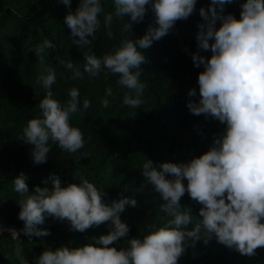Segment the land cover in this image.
<instances>
[{
	"label": "clouds",
	"instance_id": "1",
	"mask_svg": "<svg viewBox=\"0 0 264 264\" xmlns=\"http://www.w3.org/2000/svg\"><path fill=\"white\" fill-rule=\"evenodd\" d=\"M61 2L70 6V0ZM196 3L111 0L112 11L105 12L102 0H78L75 10L67 11L63 19L75 37L72 43L85 49L83 71L70 59H56L72 70L73 79L84 73L91 77L115 74L117 84L129 90L123 95V104L139 108L145 89L140 65L146 60L141 49L166 35L177 20L187 19L196 10ZM231 3L233 0H210L207 10L203 6L198 9L202 18L195 34L198 50L190 55L193 65L203 70L197 76L198 98L186 101L189 112L220 121L225 125L223 131L213 136L207 151L199 156L158 164L146 158L140 166L159 196L164 223L149 224L144 234L128 238L126 246L117 248L113 242L129 233L120 213L126 206L139 207L134 196L120 194L110 204L105 203L103 188L94 182L82 178L79 183L62 186L52 173L42 179L44 186L33 185L30 191L25 173L20 172L13 185L21 196L17 216L23 226L13 230V236L23 234L31 239L49 235V229L42 227L48 216L67 220L74 231L84 232L105 222L108 228L106 234L90 237L83 245L72 247L70 242L45 247L32 260L21 256L22 264H178L186 249L211 239L249 257L264 247V0H243L239 18L231 12L221 14ZM149 11L154 24L150 23L143 35L129 38L128 21H142ZM101 14L106 26L114 16H127L124 31L128 35L114 51L97 56L86 46L100 27ZM52 47V41L45 39L38 51L44 53ZM199 50L211 54L206 58ZM55 81L51 68L40 78L45 94L39 102V114L27 120L17 137L33 146L31 159L37 165L46 162L50 142L68 153H76L85 144L83 132L72 124L71 117L82 114L91 101L81 100L79 88L73 86L68 89V99L61 102L52 91ZM187 95L197 96V89L189 88ZM111 96L113 89L107 87L100 100L104 108ZM185 192L200 205L195 223L191 210L180 204Z\"/></svg>",
	"mask_w": 264,
	"mask_h": 264
},
{
	"label": "trees",
	"instance_id": "2",
	"mask_svg": "<svg viewBox=\"0 0 264 264\" xmlns=\"http://www.w3.org/2000/svg\"><path fill=\"white\" fill-rule=\"evenodd\" d=\"M209 2L197 0L196 10L187 19L177 20L166 35L141 49L146 57L140 65L145 89L143 103L134 109L123 104V95L129 90L117 84L115 74L91 77L84 73L73 79L72 70L58 63L57 57L70 59L83 71L85 49L72 43L75 37L63 19L67 11L75 10L78 0H70V6L61 0H0V226H23L17 216L21 196L13 185V178L20 172L25 173L30 191L33 185L44 186L42 179L52 173L60 178L62 186L79 183L82 178L94 182L103 188L105 203L110 204L120 194L134 196L139 207L126 206L120 213L121 220L129 225V233L113 242L112 246L117 248L126 246L124 241L128 238L144 234L149 224L164 223L166 217L159 208V196L140 171L143 161L148 158L158 164L199 156L225 127L210 116L192 114L186 107L187 100H196L199 95L197 76L203 69L193 65L190 53L198 50L195 34L202 20L198 9L203 6L207 10ZM242 2L233 0L221 14L231 12L239 18ZM102 4L105 12L112 11L111 0H102ZM100 20L99 29L90 37L92 43L86 46L97 56L114 51L128 35L124 31L127 16H114L110 26L103 23L102 14ZM128 22L132 39L143 35L150 23L154 24L150 11L144 20ZM45 39L51 40L54 47L40 53L38 46ZM199 52L206 58L211 54ZM50 68L56 74L52 85L55 98L66 101L64 91L76 86L82 100L88 98L91 106L71 117L72 124L84 134V147L68 153L50 142L46 162L37 165L31 159L33 146L17 137L27 120L39 114V102L45 94L39 81ZM107 87H112L113 96L108 97L110 104L104 108L100 100ZM189 88L197 89V96L189 97ZM48 186L51 187L50 180ZM180 204L191 210L195 223L200 205L187 192ZM106 223L79 232L70 230L67 220L48 216L42 227L49 229V235L29 239L19 234L20 259L14 252V238L9 231H2L0 264H22L21 256L32 260L45 247L56 248L70 242L72 247L83 245L90 242V237L106 234ZM178 264H264V247H258L256 255L249 257L215 239L207 244L197 241L194 247L186 249Z\"/></svg>",
	"mask_w": 264,
	"mask_h": 264
},
{
	"label": "water",
	"instance_id": "3",
	"mask_svg": "<svg viewBox=\"0 0 264 264\" xmlns=\"http://www.w3.org/2000/svg\"><path fill=\"white\" fill-rule=\"evenodd\" d=\"M2 229L8 230V231H10V230H17L18 231L19 230L18 228H16L15 226H12V225L0 226V233L3 231ZM19 242H20V237H19V234H18L17 235V240L15 242V251L14 252H15L16 257L20 259L19 253H18Z\"/></svg>",
	"mask_w": 264,
	"mask_h": 264
},
{
	"label": "rangeland",
	"instance_id": "4",
	"mask_svg": "<svg viewBox=\"0 0 264 264\" xmlns=\"http://www.w3.org/2000/svg\"><path fill=\"white\" fill-rule=\"evenodd\" d=\"M67 92H68V89H66V90L64 91L65 100L68 99ZM80 94H81V100H82V93H81V91H80ZM2 230H3V231H8V230H4V229H2ZM9 233H10V235L14 238V240H15V242H16V240H17V236H13V230H10ZM32 259H34V258H32Z\"/></svg>",
	"mask_w": 264,
	"mask_h": 264
}]
</instances>
